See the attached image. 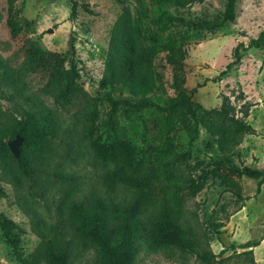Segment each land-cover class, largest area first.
<instances>
[{"label":"rangeland","instance_id":"1","mask_svg":"<svg viewBox=\"0 0 264 264\" xmlns=\"http://www.w3.org/2000/svg\"><path fill=\"white\" fill-rule=\"evenodd\" d=\"M73 2L76 8L72 14ZM7 8V1L0 0V58L8 67H27V55L34 47L61 54L65 69L74 66L75 82L96 102L98 117L93 137L108 143L115 138L110 123L122 129L137 157L152 173L151 187L145 193L179 212V224L191 234L195 249L214 254L212 264H264V183L257 193L256 180L233 172V167L242 164L264 170V50L241 52L240 63L218 78L232 61L234 47L238 43L247 45L264 31V0H237L235 22L215 31L208 30L205 23L220 18L224 0L166 9L171 17L196 25V29H190L173 23L170 30L161 33V37L169 34L187 43L183 87L189 93L196 90L193 108L199 115L219 110L225 96L231 107L226 117L228 124L244 122L254 131L252 135L244 134L231 153L221 152L202 126H198L197 139L191 140L187 127L192 125L181 122L182 108L174 106V71L166 64L165 53H159L155 61L157 87L148 96L153 106L135 108L136 100L124 90L100 87L111 28L122 9L115 0H18L12 6L21 27L16 36L7 26ZM48 78L41 71L28 73L24 78L25 92L54 110L53 99L45 92ZM14 105L0 99L1 123L7 124L9 115L17 113ZM76 112L59 110L64 134L49 144L47 154V171L66 175L65 181L39 174L47 189L41 190L42 196H36L39 190L35 191L30 183L15 184L0 169V219L11 223L0 220V264H44L36 252L40 244L37 233L56 223L65 239L72 241V264H96L95 251L74 241L68 226L67 206L72 199L103 193L100 172L91 162L88 141L79 132L81 122ZM16 138L17 152L10 151L11 140L6 141L15 158L23 143L20 136ZM70 190L72 194L66 198ZM126 192L119 189L114 196L131 199ZM248 241L259 242L251 255L245 253L248 249L240 248ZM133 264L204 263L189 251L165 247L154 252L142 244Z\"/></svg>","mask_w":264,"mask_h":264},{"label":"trees","instance_id":"2","mask_svg":"<svg viewBox=\"0 0 264 264\" xmlns=\"http://www.w3.org/2000/svg\"><path fill=\"white\" fill-rule=\"evenodd\" d=\"M8 4L7 26L16 36L21 30L16 20L12 6L18 0H6ZM122 6L121 12L114 22L104 61L103 76L100 87H117L124 90L136 101L135 108L153 106L148 98L157 87V72L155 61L159 53H165L164 60L171 66L174 76L171 88L176 92L174 106H181L184 119L181 122L192 134L191 140L198 137V126L204 127L217 142L221 152L231 153L241 143L244 134L252 135L254 131L244 122L229 125L226 119L231 110L227 97H222L219 110L203 111L199 115L193 108L192 95L183 87L185 76L183 61L187 55L186 41L176 39L161 33L170 30L174 24L190 29L196 25L185 19L171 17L166 9L174 7L184 9L205 0H115ZM133 7L130 8V4ZM237 0H224L223 12L217 20L208 21L205 26L215 31L226 23H234L236 18ZM76 3H72L73 14ZM174 23V24H173ZM182 38V37H181ZM70 47L73 48L72 41ZM250 49L264 50V31L256 38L249 40L247 45L238 43L232 51V61L218 78L240 63L241 52ZM29 64L24 69H12L0 58V99L13 102L16 114H10L7 124L0 122V169L5 176H11L12 182L18 185L30 183L36 191V196H42V189H47V183L39 174L48 179L53 176L61 181L66 175L47 171L50 160L49 144L64 134L61 130L59 110L77 111L79 132L88 141L90 159L93 166L100 172L99 180L103 189L102 195L91 194L78 200L72 199L67 206L68 226L74 241H81L95 251L96 264H133L139 247L144 244L151 251L165 247H174L181 251H189L204 264H212L216 258L210 251L199 252L191 234L180 226V214L170 206L151 199L145 193L150 186L152 173L137 157L134 146L126 140L119 127L110 123L115 138L111 142H101L93 137L95 122L98 117L95 100L89 99L81 86L75 82V68L64 67L65 59L61 54L44 50L40 47L30 49ZM41 71L48 74L45 85L53 99L54 110L48 108L33 95L25 92L24 78L28 73ZM10 89L4 92L1 89ZM16 100H19L17 102ZM125 103L130 105L128 100ZM0 112V116H1ZM246 115V114H245ZM244 115V116H245ZM217 121H220L218 123ZM75 127V123L73 124ZM73 127V128H74ZM75 129V128H74ZM16 136L22 138L19 156L10 154L6 141ZM233 172L257 181L256 192L264 183V170L251 168L242 164L233 167ZM130 193L131 199H117V190ZM126 192V193H127ZM72 194L66 192V198ZM3 224H11L0 219ZM56 223L44 230L38 231L40 244L37 256L44 264H72L71 239H65L62 228ZM15 244V241L12 242ZM259 242L248 241L241 249L247 255L252 254V248Z\"/></svg>","mask_w":264,"mask_h":264},{"label":"water","instance_id":"3","mask_svg":"<svg viewBox=\"0 0 264 264\" xmlns=\"http://www.w3.org/2000/svg\"><path fill=\"white\" fill-rule=\"evenodd\" d=\"M8 147H9L10 151L17 152L18 151V140H17V138L9 141Z\"/></svg>","mask_w":264,"mask_h":264}]
</instances>
